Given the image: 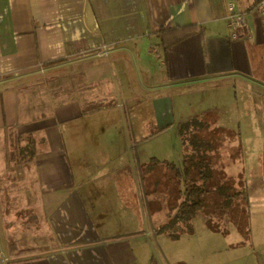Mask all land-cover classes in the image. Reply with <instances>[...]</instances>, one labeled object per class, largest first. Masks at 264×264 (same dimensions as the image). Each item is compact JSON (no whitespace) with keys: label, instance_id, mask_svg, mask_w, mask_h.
<instances>
[{"label":"crops","instance_id":"1","mask_svg":"<svg viewBox=\"0 0 264 264\" xmlns=\"http://www.w3.org/2000/svg\"><path fill=\"white\" fill-rule=\"evenodd\" d=\"M260 1L0 0V171L7 181L0 203L6 216L17 204L47 211L51 226L43 244L51 246L41 250L33 243L22 247L21 236L11 240L3 224L8 251L11 243L29 250L8 252L7 264L13 258L20 264H213L199 262L208 253L199 257L193 247L187 256L166 253L155 259L152 240L167 236L158 232L164 222L133 223V196L121 192L128 178L118 180V173L129 169L133 186L137 173L146 199L160 205L152 190L167 195V167L150 164L148 156L134 163L127 151L184 121L174 112V93L199 85L207 90L201 117L222 137V168L248 197L247 208L237 206L220 216L248 235L259 258L255 264H264ZM230 7L246 16L243 39L232 37ZM191 25L198 28L196 34L169 48L161 45V30ZM144 107L150 109V122L143 123ZM28 136L36 145L29 159L22 155ZM118 201L125 212L121 216ZM207 215L209 222L219 219L218 213ZM185 236H197L196 229L177 240L168 237L180 241Z\"/></svg>","mask_w":264,"mask_h":264},{"label":"rangeland","instance_id":"2","mask_svg":"<svg viewBox=\"0 0 264 264\" xmlns=\"http://www.w3.org/2000/svg\"><path fill=\"white\" fill-rule=\"evenodd\" d=\"M179 90L180 92L177 91L174 93V96H176L175 103H177V107H175L174 112L175 114H177V116H181L179 117V119L183 118L184 121H190L194 118L201 117V115H203V113L207 109L205 102V95L207 90L205 89V87L199 85L198 87H193L192 89L190 88V90L188 88L181 87ZM142 94L146 95V93ZM143 109V123H146V121L150 122L152 120V114L151 112H149L150 109H145V107ZM151 123L150 127H152ZM174 127L175 126H173L172 131L165 132L158 138L150 139L148 142H143L144 144L139 146L140 148H138L137 150L134 149L133 151H127L128 158L131 159V157L133 156L134 163H137L141 161L142 158L145 159L148 156L147 158H150V160H152L153 158H157L160 161H173L174 163H176L177 167L181 168L183 162V144L178 132H175L176 128L174 129ZM137 136L138 134L136 133V137ZM135 143L136 141L133 142V144ZM16 153L17 151H15V156ZM11 155H13V151ZM118 158H120V156ZM122 158L126 159L125 152L122 153ZM243 158H249V156L245 155L243 156ZM249 167L250 166L247 165L248 169H250ZM136 174L133 173L132 186L130 184L131 178L129 169L127 171L118 173V180H120L121 177L125 176L128 178L129 184L125 185L122 188L121 192L124 194L126 192V196H133V203H130V207H133L132 209L134 211L131 212L133 218L132 222H135L139 227H141L144 223L148 226H155L158 223L165 222L167 196L161 193L166 191L161 189H157L156 191L152 190V193L156 194L159 197L158 199L160 205H153L149 203L152 202V200L146 199L148 193L146 192V188H144V186L142 187V183L138 182ZM3 175V172L0 171V183L2 185L0 186L1 192L4 189L3 186L5 185V182L7 183ZM141 191L145 193L144 205H142L143 197ZM0 207L4 208V210L0 208V228L4 224L3 227H5L7 230L9 229L8 234L12 236L11 240H15L16 238L21 236L20 238L22 247H31L30 245L31 243H33L34 245L39 244L38 249L41 250H43L44 248H50V242H48L47 247L43 246V244L46 245L45 240L50 239L51 237V234L49 233L51 229L49 223L50 221L46 216L47 211L40 213V211H36V209H34L33 207L27 209V207H22L20 206V204H17V207L13 208L12 212L6 216L3 215L5 214L4 212L6 209L5 204L0 203ZM115 208H117L118 210V216H121V213H125L119 201L117 202ZM205 212H200L194 220V228L196 229L197 236H185L180 241H173L168 236H163V238H161L159 242L158 239L152 240L154 246V255L156 256L155 259H161L162 256L166 253H169V256L173 258L183 257L184 255L187 256L190 249L193 247V253H195L196 249H198L199 257L202 254H205L202 252L208 253V258L206 260L198 259L199 262L203 261L213 264L257 263L259 258L255 255V253H253V250H251L252 240L248 237V235L245 236L244 233H241L238 229L235 230L232 227V224H234L235 221L230 220L229 222H227L226 218L224 217L223 220V217L219 214V219L213 218L209 222V216ZM144 216L147 217L146 220H144ZM226 222L229 223L228 228L226 227ZM208 224L210 225L209 228L207 226ZM213 226L220 229L225 228L227 229V232L225 233L220 232L219 230L217 231V228H214ZM145 227L147 226H144V229ZM227 244H230L231 246H227ZM7 248L8 245L5 242L4 236L0 231L1 264H7V261L4 259L6 257V254L9 252ZM12 261L13 262H11L10 264H20L21 262L17 261L15 258H13ZM192 262L193 264H196L195 260H192Z\"/></svg>","mask_w":264,"mask_h":264},{"label":"trees","instance_id":"3","mask_svg":"<svg viewBox=\"0 0 264 264\" xmlns=\"http://www.w3.org/2000/svg\"><path fill=\"white\" fill-rule=\"evenodd\" d=\"M197 32L198 28L191 25L164 29L158 35L161 45L169 48ZM213 128L214 124L206 117L177 123L176 129L183 144L182 167H177L173 161H160L157 158L150 161V164H161L168 169L166 221L158 227V232L171 239L177 240L184 234L192 233L193 220L200 212L221 214L237 206L248 207L246 188L239 187L236 180L227 176L222 168V137L220 133L212 132ZM35 151V140L28 136L27 144L22 147L23 158H32ZM150 170L152 166L147 168V171ZM17 247L16 243H11L9 254L13 256L29 252Z\"/></svg>","mask_w":264,"mask_h":264},{"label":"built area","instance_id":"4","mask_svg":"<svg viewBox=\"0 0 264 264\" xmlns=\"http://www.w3.org/2000/svg\"><path fill=\"white\" fill-rule=\"evenodd\" d=\"M259 10H260V14H261L262 23L264 26V0L260 1ZM228 18L230 21L232 37L234 39L245 38V36L248 32V24H247L246 16L242 13L234 11L230 7Z\"/></svg>","mask_w":264,"mask_h":264}]
</instances>
